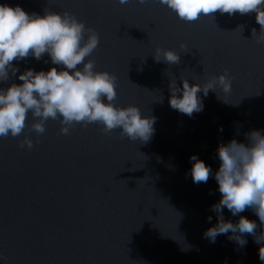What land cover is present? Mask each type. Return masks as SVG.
Returning <instances> with one entry per match:
<instances>
[{
    "label": "water",
    "instance_id": "obj_1",
    "mask_svg": "<svg viewBox=\"0 0 264 264\" xmlns=\"http://www.w3.org/2000/svg\"><path fill=\"white\" fill-rule=\"evenodd\" d=\"M26 12L68 11L98 36L86 59L116 77L118 107L137 106L155 117L147 142L108 134L97 123L59 120L35 133L29 114L17 137H0V256L6 264H260L257 244L242 248L224 235L203 237L215 180L194 184L195 154L216 169L215 149L230 138L244 142L250 129L264 132V45L254 13L219 11L187 22L159 0H0ZM238 26H241L240 31ZM183 44L184 48L179 45ZM179 53L180 62H155L154 49ZM27 57L23 71L52 66ZM227 69L230 92L201 95L203 110L188 117L168 105L169 83L179 76L203 84ZM20 83L14 76L0 87ZM217 95L224 99H217ZM159 97H163L159 100ZM32 147H22L24 136ZM38 141V142H37ZM257 222L250 210L240 213ZM226 220L236 217L224 209Z\"/></svg>",
    "mask_w": 264,
    "mask_h": 264
},
{
    "label": "clouds",
    "instance_id": "obj_2",
    "mask_svg": "<svg viewBox=\"0 0 264 264\" xmlns=\"http://www.w3.org/2000/svg\"><path fill=\"white\" fill-rule=\"evenodd\" d=\"M144 4L145 0H136ZM124 5L128 0H117ZM178 19L191 22L200 16L219 11L221 14L254 13L259 32L251 29L252 37L264 45V0H159ZM237 28L242 30L241 26ZM98 36L68 11H44L42 15L26 12L19 5L0 3V83L14 76L20 83L0 87V137H17L26 128L29 114L33 118L31 129L42 134L44 122L59 120L61 134H68L74 123H97L105 134L118 130L129 141L147 142L153 135L155 117L142 114L135 105L116 106V77L107 71L95 70L92 60L86 59L96 49ZM184 48L183 44L179 45ZM47 54L50 67L45 70L25 68L19 71L13 61L27 57L35 60ZM155 62L168 65L180 62L179 53L170 49H154ZM170 80L168 105L170 108L191 117L203 110L201 95L209 90L223 94L230 92V77L227 69L208 78L203 84L179 76ZM163 97H159L162 100ZM217 99L226 102L217 95ZM38 142V141H37ZM32 140L24 136L22 147L31 148ZM218 164L215 170L195 154L189 157L188 174L194 184L207 183L211 176L219 193L217 201L210 205L216 214L207 216L208 227L203 237L214 243L224 235L237 246L246 245V235L257 244V256L264 264V132L250 129L244 133V142L230 138L218 143L215 149ZM236 217L235 222L226 220L223 210ZM250 210L259 220L240 213ZM0 264L6 259L0 256Z\"/></svg>",
    "mask_w": 264,
    "mask_h": 264
}]
</instances>
